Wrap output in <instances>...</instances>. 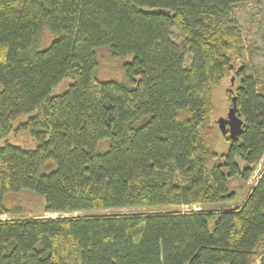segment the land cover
I'll use <instances>...</instances> for the list:
<instances>
[{"label": "trees", "instance_id": "1", "mask_svg": "<svg viewBox=\"0 0 264 264\" xmlns=\"http://www.w3.org/2000/svg\"><path fill=\"white\" fill-rule=\"evenodd\" d=\"M249 1L0 0V264H264V171L221 209L264 158V91L230 26ZM106 64L124 81H100ZM232 78L242 133L218 154ZM23 133L35 148L8 141ZM30 193L83 214L9 202Z\"/></svg>", "mask_w": 264, "mask_h": 264}, {"label": "rangeland", "instance_id": "2", "mask_svg": "<svg viewBox=\"0 0 264 264\" xmlns=\"http://www.w3.org/2000/svg\"><path fill=\"white\" fill-rule=\"evenodd\" d=\"M232 22L230 26H234L240 33L243 38V56H244V64H246L252 72L255 74L256 78L261 82L262 89L264 91V0H253L246 2L244 4L238 5L234 8L231 15ZM52 37L49 32H45L42 42L41 48L48 46V43L51 41ZM171 39L181 45L184 42L183 37L180 35L177 29H173L171 31ZM130 60V58H129ZM192 64V56L187 54L186 56V66H190ZM97 78L102 82L109 81H124V73L117 70V68L113 65H103L97 71ZM71 79H66L62 81L55 89L54 95L63 94L67 91L68 87L72 84ZM235 89V82L231 83L230 81H225L222 85L215 91L214 93V103L216 106V112L213 116V122L217 125V122L221 118H227L229 108L231 107L228 103L226 94L228 90ZM26 118L23 119L25 121ZM219 129V128H218ZM220 130V129H219ZM8 141L13 145L22 146L27 149L35 148L37 146V142L30 138L26 133L20 134L18 136H10ZM229 147V143H227L222 133H218L217 140L214 146V151L218 154L226 153ZM264 171V158L261 163L256 166L254 170L253 176L246 183L241 181H235L232 185L233 189H236L237 198L233 203L222 205L221 209H230L235 207L238 204H241L251 189L256 186L258 179L260 178L262 172ZM32 195H21L15 196L14 198H10L9 202L13 205H20L23 207L25 213L29 214L30 217H41L45 218H58V217H71L82 215L83 213H75V214H46L44 215V200L38 195L30 193ZM183 211L191 210L188 207L181 208ZM194 210H198L194 208ZM158 209L152 210H123L119 213L122 214H130L135 212H158ZM102 213V212H101ZM108 213V212H103ZM28 216V215H27ZM8 217L0 216V220H5Z\"/></svg>", "mask_w": 264, "mask_h": 264}, {"label": "water", "instance_id": "3", "mask_svg": "<svg viewBox=\"0 0 264 264\" xmlns=\"http://www.w3.org/2000/svg\"><path fill=\"white\" fill-rule=\"evenodd\" d=\"M234 78H232V83ZM218 128L223 135L228 133L230 139L239 137L242 133L243 121L237 115L236 97H232V106L229 108L227 118H221L217 122Z\"/></svg>", "mask_w": 264, "mask_h": 264}]
</instances>
